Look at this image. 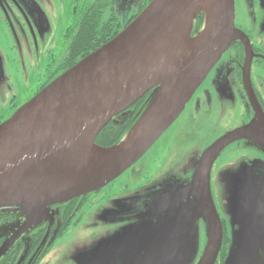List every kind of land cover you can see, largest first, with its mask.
Here are the masks:
<instances>
[{
    "label": "water",
    "instance_id": "95a60500",
    "mask_svg": "<svg viewBox=\"0 0 264 264\" xmlns=\"http://www.w3.org/2000/svg\"><path fill=\"white\" fill-rule=\"evenodd\" d=\"M203 1L151 0L121 33L0 124V210L16 209L23 218L0 247V258L26 228L47 221L51 206L105 188L141 160L236 42L247 53L244 76L249 80L251 48L235 28V0H208V10L197 12ZM202 14V26L191 36ZM181 36L192 46L174 62L172 55ZM147 94L146 108L118 143L95 144L97 135L113 119ZM257 119L206 148L186 188L164 181L160 191L149 195L151 202L137 195L113 203L124 207L126 214L145 210L163 223L162 230L154 233V243L143 249L144 258L140 251L139 257L126 264H193L199 247L198 220L204 222L207 241L196 264H215L223 231L210 192L211 168L225 148L258 126L264 137V120ZM260 199L264 200L261 194L249 196L242 207L246 201L251 209L260 206ZM168 213L173 216L165 225ZM233 246L236 250L229 251V261L244 247L240 240Z\"/></svg>",
    "mask_w": 264,
    "mask_h": 264
},
{
    "label": "rangeland",
    "instance_id": "374dc122",
    "mask_svg": "<svg viewBox=\"0 0 264 264\" xmlns=\"http://www.w3.org/2000/svg\"><path fill=\"white\" fill-rule=\"evenodd\" d=\"M23 1L24 5L19 9L11 10L5 3V7L2 6L4 12L0 9V121L2 123L38 94L46 83L55 81L66 72H63V63L67 48L81 19L79 14L83 4L81 1L76 4L78 8L74 14L70 0ZM262 2L264 3V0ZM105 3L106 6L102 7V22L108 20L109 15L112 14L116 25L120 27H123L128 18L137 14L143 6L141 0H106ZM239 4L238 9L236 7L234 9V22L237 13L246 12L244 4ZM201 17L203 21V14ZM241 22L250 24L249 20L245 19ZM261 29L264 30V27L262 26ZM262 37L264 42V35ZM253 76H260L262 78L260 83L264 84V71L253 70ZM198 89L177 120L149 152L112 182V186L109 184L102 189L104 192L108 190V195L104 197L105 204L91 210L83 207L81 212L84 215L79 221L73 219L72 224L65 228L61 236L48 241V252L39 264H126L139 257L140 251L141 257L144 258L143 249L154 243L156 240L154 233L158 229L162 230L163 223H158V220H154L145 210L140 214H126L124 207L113 203L137 196L138 191L145 187L142 186V182L147 178L151 186L156 181L160 182L177 174L179 181L172 183L183 189L187 187L189 181H192L196 164L202 154L199 155V146L211 144L212 135L220 130L219 126L217 127L214 111L209 114L205 110L195 113L193 107L196 103L195 97L199 93ZM227 123L229 121H226ZM188 150L191 151L190 156L194 153L193 156L181 159L179 154L183 155ZM244 163L246 162L243 159L232 163L222 171L220 177L223 184L221 183L219 196L230 240L224 264H247L245 261L248 254H254L256 248L264 250V238L259 240L258 245L253 244V240L259 237L261 225L255 227L251 223L253 218L250 214L251 207L247 205L249 201H246L245 206L242 207L244 200H248L251 196L252 186L249 184L262 185L263 189H260L259 193L264 196V180L259 177L260 174L264 175L261 171H264V164L257 161L249 167ZM174 165H177L176 169ZM244 173L247 174L245 179L242 177ZM161 187L162 184L158 191ZM172 216L171 213L164 216L165 225L172 220ZM22 221L23 218L18 219L16 223L4 228L6 237L11 236ZM43 223L26 228L0 258V264L5 256L16 250H19L20 254L25 253L32 235ZM196 225L200 244L198 252L201 249L203 252L207 231L201 220H198ZM133 227L135 229H132ZM54 232L55 230L52 233ZM239 240L244 245L242 252L229 261L228 253L236 250L233 244L238 243ZM46 243L43 240L41 246ZM19 246L22 248L19 249Z\"/></svg>",
    "mask_w": 264,
    "mask_h": 264
},
{
    "label": "flooded vegetation",
    "instance_id": "af4514ba",
    "mask_svg": "<svg viewBox=\"0 0 264 264\" xmlns=\"http://www.w3.org/2000/svg\"><path fill=\"white\" fill-rule=\"evenodd\" d=\"M70 1L73 5V14L77 12L78 5L76 4L78 1L83 2V4L79 13L81 19L74 30V37L67 48L68 51L63 63V72L72 68L80 60L93 53L121 33L151 2V0H141L143 6H141L139 12L129 17L125 25L120 27L116 25L112 14L109 15L110 18L108 20L102 22V7L106 6V0ZM4 3L11 10L19 9L21 5H24L23 0H0V9H2L3 12L5 7ZM239 3L244 4L246 12L243 14L237 13L234 25L237 30L246 36L250 44L251 55L249 80L247 81L244 76L246 61L248 60L247 53L243 44L241 42H236L222 55L220 60L212 68L202 85L199 87V93L195 97L196 103L193 107L195 108L196 114L203 110H205L207 114L213 111L215 112L214 117L217 122V127L219 126L220 130L217 134L212 135L213 139L211 144L214 140L222 137L228 132L257 123V116H260L261 120H264V84L260 83L262 79L260 76H253V70L260 69L264 71V42L262 37L264 35V30L261 29L262 26L264 27V3L262 0H235V7L237 9L240 6ZM2 6L4 7L2 8ZM243 19L249 20L250 24L242 23L241 21ZM196 29L195 25H193L191 36L197 31ZM51 82L52 81L46 83L45 86ZM148 96L149 94L113 119L97 135L95 143L97 139L109 141L114 139L118 132H125L133 124L137 115L142 112L145 100ZM226 121H229V123L226 124ZM0 124H2V121H0ZM254 131L246 134L243 138L235 141L223 150L218 155L211 168V196L223 231L222 245L215 264H224L227 258L228 245L230 243L227 222L223 215L222 202L220 201L219 196V191L222 188L220 177L225 168L230 167L232 163L241 159L245 160L246 163L244 164H247L249 167H252L251 164L257 161L264 164L263 132L259 126ZM198 141H200V139ZM203 141L206 142L205 140ZM211 144L208 145L207 143L204 146H199V155ZM190 153L191 151L188 150L185 154H179V156H181V159H186L190 156ZM193 154L190 157H192ZM220 162L222 163L219 166ZM216 164L217 167L215 168ZM238 167L239 166H237V168ZM174 168L176 169L177 165H174ZM261 171L264 172L263 170ZM242 177L245 179L247 174L244 173ZM259 177L264 180L263 174H260ZM167 179H171L169 180L171 182L179 181L176 174L174 177L165 178L163 181H156L157 183L155 182L150 186V184H148L150 180L147 178L143 180L142 186L145 187L138 191V195L142 197L145 196L144 198L146 199L144 202H151L149 200V195L158 191L159 186L164 181H168ZM251 186V188L255 187V189H249L251 196H258L260 194V189H263V186L260 184H254V186ZM107 191L108 190L104 192L101 189L85 197L75 198L67 203L51 206L49 208L50 213L47 221L44 222L32 235V240L29 247H26L25 253L20 254L19 250H16L9 256H5L2 264H39L48 252V241L52 238L55 239L61 236L65 228L72 224L73 219L79 221L84 215V213L81 212L83 207H87L88 210H91V208L105 204L106 201L104 197L106 198L108 195ZM100 195L103 196L101 197ZM260 203H262L260 206L254 207L250 210L251 217L253 218L251 223L255 227L261 225L258 232L259 237L253 240L255 245H258L259 240L264 238V200ZM18 219L21 220L22 217L16 209L0 210V247L7 239L4 233V228L12 223H16L15 221H18ZM76 225H78V223ZM202 225L204 227L203 221ZM54 230L55 232L53 234L52 232ZM43 240L47 243L41 246ZM198 245H200L199 241ZM20 248L22 247L19 246V249ZM201 251L202 249L198 252L194 264L200 258ZM263 251L264 250L262 249L256 248L255 253L252 254V257L247 264H264Z\"/></svg>",
    "mask_w": 264,
    "mask_h": 264
},
{
    "label": "bare ground",
    "instance_id": "6f19581e",
    "mask_svg": "<svg viewBox=\"0 0 264 264\" xmlns=\"http://www.w3.org/2000/svg\"><path fill=\"white\" fill-rule=\"evenodd\" d=\"M208 5H209L208 0H204L198 7L197 12L208 10ZM191 46L192 44L187 39V37L181 36L176 43V47L172 55V61L176 62L181 57H183L184 54H187ZM174 76H175V73L165 80V84H167Z\"/></svg>",
    "mask_w": 264,
    "mask_h": 264
},
{
    "label": "trees",
    "instance_id": "16d2710c",
    "mask_svg": "<svg viewBox=\"0 0 264 264\" xmlns=\"http://www.w3.org/2000/svg\"><path fill=\"white\" fill-rule=\"evenodd\" d=\"M201 26H202V18L200 17V18H198L197 19V21L195 22V28H197L196 30V32H198L199 30H200V28H201ZM196 32H194V35H195V33ZM193 35V36H194ZM148 99V98H147ZM147 99L145 100V103H144V108H143V110L146 108V105H147ZM143 112V111H142ZM142 112H140L138 115H137V117H136V119L134 120V122H133V124L137 121V119L139 118V116L141 115V113ZM132 124V125H133ZM131 125V126H132ZM130 126V127H131ZM129 127V128H130ZM129 128L125 131V132H118L117 134H116V136L114 137V139H112V140H109V141H103V140H101V139H97L96 140V145H98V146H100V147H109V146H112V145H114V144H116V143H118L119 142V140L124 136V134L129 130Z\"/></svg>",
    "mask_w": 264,
    "mask_h": 264
}]
</instances>
